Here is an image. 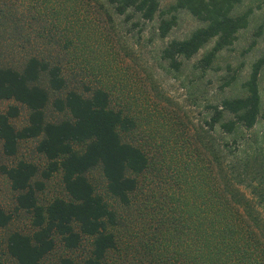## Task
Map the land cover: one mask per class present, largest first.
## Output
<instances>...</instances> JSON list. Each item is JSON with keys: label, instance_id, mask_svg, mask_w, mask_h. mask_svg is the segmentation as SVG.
Returning a JSON list of instances; mask_svg holds the SVG:
<instances>
[{"label": "trees", "instance_id": "obj_1", "mask_svg": "<svg viewBox=\"0 0 264 264\" xmlns=\"http://www.w3.org/2000/svg\"><path fill=\"white\" fill-rule=\"evenodd\" d=\"M74 1L72 15L81 3ZM105 1L117 15L131 11L145 21L158 17L161 38L176 25L178 12L200 23L187 38L163 48L161 59L173 70L180 69L179 59L192 58L213 41L196 64L202 72L210 70L218 54L248 27L253 14L251 8L240 10L244 0H175L165 10L158 0ZM263 67L264 54L251 65L242 95L223 97L210 107L208 131L219 132L220 138L190 135L180 125L178 133L171 131V142L151 138L146 149L123 140L138 118L132 104L115 103L111 89L69 88L63 63L55 58L32 55L18 68L0 65V101H13L0 113L3 154L13 157L21 141L38 140L35 149L47 161L42 178L59 173L66 194L65 199L41 205L37 192L43 184L34 180L37 166L24 160L2 166L17 194L15 209L30 214L32 230L11 231L1 255L15 264H43L57 243L73 251L89 238L91 249L82 264H116L119 258H131L135 264H264V214L259 210L264 209V176L254 183L262 175L260 154L227 151L228 142L222 139L233 136L236 144L239 130H250L264 119L258 88ZM49 102L61 119L47 120ZM18 106L28 111L20 129L11 122L19 116ZM152 112L155 118L160 111ZM159 116L165 119L163 113ZM159 120L155 118L157 126ZM96 168L118 205L135 211L138 207V218L127 224L131 227L127 233L122 232V216L87 178ZM139 193L143 200L137 206ZM144 219L153 225L139 229ZM11 220L12 215L0 207V229ZM58 262L74 264L69 257Z\"/></svg>", "mask_w": 264, "mask_h": 264}, {"label": "rangeland", "instance_id": "obj_2", "mask_svg": "<svg viewBox=\"0 0 264 264\" xmlns=\"http://www.w3.org/2000/svg\"><path fill=\"white\" fill-rule=\"evenodd\" d=\"M80 1L78 11L72 15L74 0H0V65L18 68L32 55L55 58L63 63L69 88L78 87L85 91L86 86L102 85L111 89L115 103L132 104L138 118L135 129L123 135V140L142 148L147 149L151 138L159 143L162 140L163 143L171 142L174 139L170 136L171 131L174 129L178 133L180 125L190 135L206 134L207 139L221 137L219 132L208 131L210 107L223 97L242 95V84L249 76L251 65L264 54V0L243 1L240 10H253L248 27L239 31L233 45L219 53L206 72L198 70L196 64L213 46V41L192 58L179 59L182 64L179 70L169 68L161 59V52L170 41L185 39L200 26L188 13L178 12L176 25L165 38H161L158 17L145 21L131 11L117 15L105 0ZM158 1L160 8L165 10L175 0ZM79 26L84 28L81 30ZM76 34L80 36L78 40ZM231 78H234L233 82L224 86L227 81H232ZM258 88L263 108L264 67L259 74ZM12 104L13 101H0V113ZM18 107L19 116L11 120L16 129L23 127L28 117L27 109ZM152 110L165 115V119L159 114L155 117L160 119L159 126L154 123ZM45 114L49 121L62 118L52 110L50 102ZM238 134L236 144L230 135L222 136L223 142H228L227 151H239L244 156L250 152L260 154L259 166L263 169L256 183L264 176V119L259 118L252 129H241ZM37 142L21 141L16 155L8 157L3 154L0 140V207L12 215L10 224L0 229L1 264H15L9 257L1 255V245L7 235L11 231L30 233L32 230L30 214L15 209L17 194L11 189L1 167H10L20 160L31 162L39 171L34 180L43 184V189L37 192L38 202L46 205L55 198H66L59 173L49 179L42 178L47 161L36 151ZM87 178L95 191L122 216V232L130 231L127 224L138 218V207L135 211L118 205L107 194L99 168L89 171ZM244 191L249 195V188ZM140 192L144 193V189ZM143 193L137 196V206L143 200ZM259 210L264 214V209ZM141 223L139 229L153 225L150 219ZM90 249L89 238H83L81 245L73 251H67L57 243L43 264H58L64 257L72 259L74 264H82ZM116 264H135V260L119 258Z\"/></svg>", "mask_w": 264, "mask_h": 264}]
</instances>
